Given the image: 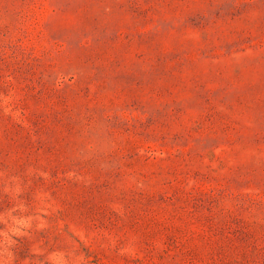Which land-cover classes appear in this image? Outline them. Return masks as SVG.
I'll return each mask as SVG.
<instances>
[{
	"label": "rangeland",
	"instance_id": "obj_1",
	"mask_svg": "<svg viewBox=\"0 0 264 264\" xmlns=\"http://www.w3.org/2000/svg\"><path fill=\"white\" fill-rule=\"evenodd\" d=\"M0 264H264V0H0Z\"/></svg>",
	"mask_w": 264,
	"mask_h": 264
}]
</instances>
